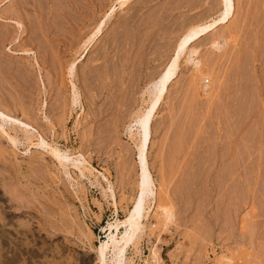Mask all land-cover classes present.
Here are the masks:
<instances>
[{
    "label": "rangeland",
    "instance_id": "1",
    "mask_svg": "<svg viewBox=\"0 0 264 264\" xmlns=\"http://www.w3.org/2000/svg\"><path fill=\"white\" fill-rule=\"evenodd\" d=\"M234 6L228 22L191 44L197 67L181 57L152 118L154 194L142 220L146 235L128 249L134 264H264V0ZM220 9V0H0V12H15L28 40L40 36L28 47L46 84L41 96L4 87L36 73L0 41V99L15 98L13 116L70 161L82 155L91 170L64 169L46 144L33 145L21 131H10L15 143L0 133V264L93 262L104 226L125 218L137 193L135 131L130 136L126 126L145 110L148 86L178 38ZM6 27L0 18V32Z\"/></svg>",
    "mask_w": 264,
    "mask_h": 264
},
{
    "label": "bare ground",
    "instance_id": "2",
    "mask_svg": "<svg viewBox=\"0 0 264 264\" xmlns=\"http://www.w3.org/2000/svg\"><path fill=\"white\" fill-rule=\"evenodd\" d=\"M6 1H9V0H6ZM119 1H120V5L122 6L128 0H119ZM220 3H221V9L219 10L216 16L211 17L207 22L195 24L189 27L178 38L177 43H176V49H175L173 56L171 57L170 62L166 65V67L164 68L159 78L148 86L147 93L149 95L148 97L149 100H148V104L145 110L141 109L140 112H137L135 116L133 117V120L126 126L125 130L129 133L130 136L133 135V132L135 131L134 132L135 139L134 141L133 140L132 141L135 144L136 159H137L136 160L137 170H138L137 172V186H138L137 193L133 200V204L128 210V213L125 216V218L123 219L115 218L113 221L107 222L106 225L104 226V229L106 231L105 239L101 240L98 243V245L94 247L95 257L93 261L95 260V263L97 264H134L132 259L127 256L128 249L130 247L135 248L138 242L140 241V238L143 236V234L146 235V223L143 222L142 220L145 217L147 210L151 208V205H152L151 198L153 197V194H154V180L150 173V170L148 167V161H147V149H148V142H149V137H150V126H151L152 118L156 110L160 106L162 100L164 99L169 83L173 80L178 70L181 57L185 55L186 56L185 58L188 63L190 62L191 64H193L194 67L198 66L199 61L196 60L194 57V54L195 52H197V50L194 48H191V44L197 41L202 36L209 33L210 31H212L218 25L224 24L232 18L234 14V10H235L234 0H220ZM0 18L8 22L9 28L6 27V30L3 29L4 31L0 32V41H2V43L4 44L5 43L9 44L6 48L7 52L11 55L22 56V59H26V61L29 62V66L32 68L33 74L34 72L36 73V77L31 76L30 75L31 72L30 73L26 72L27 74L23 76H13L14 81H12L11 79H10L11 81L9 79H6L4 83V87L10 88V90L11 88L14 89L16 87H19L22 90L31 91V92L36 90L38 91L40 96L43 95V93L46 90V84L44 82V77L42 73L43 67L38 60L37 52L33 48L28 47V44H31V42H33L31 39H35V36L37 39V37H40V36L36 34L34 35L33 38L31 37V39L28 40L26 38V34L28 32L27 28L23 24V22L17 17L15 12L14 14H11V13L3 14V12L2 13L0 12ZM107 19H108V16L104 17V19H102V21H100V23L97 24V27L95 28V30H93V33L91 32L92 34L87 37L86 39L87 42L84 41L85 43H88V45L92 43V41L99 34L100 30L102 29V25L104 24V22H106ZM84 46H87V45L85 44ZM72 63L70 64L68 75H70V78H71L69 83L72 84V92H71L72 93V105H73L72 107H74L75 105L79 104L80 96L78 92V87L75 81L73 80L76 65L75 63L74 64ZM27 71L29 70L27 69ZM6 98L0 99V119L3 121V125L0 124L1 136L3 135L2 132H4L3 136L7 137L12 143H15L17 141V138H16L17 136H15L16 134L12 135L10 131H14L15 133L17 131H21L22 133L26 135V138L28 139V141H30L33 145L41 146L43 143L46 144V146L49 149V152L52 154V156H54L58 160V162L64 169L68 168L69 164H71L72 167L77 168V170H79L81 174H83L84 171L91 172L89 168L84 166L83 162L85 159L82 155L79 154V158L75 157L74 159L70 161L67 158L66 152L61 151L57 147L54 148L50 144H48L44 140L43 136L38 132L37 130L38 128L36 129L32 123H30L26 119L13 116L12 113H10V111L12 110V108L15 109V111H17L16 110L17 108L15 107L16 101H14L15 98L14 100H10L11 98L10 99L9 98L6 99ZM20 108L19 110H21ZM40 110L42 109L40 108ZM21 111H23V109ZM5 126L7 127L5 128ZM34 137H36V142H32L33 140L32 138ZM108 190H109L110 197L113 198L114 195H113L111 184H109ZM105 192H107V190ZM107 194L108 193H106V195ZM148 202H150V204ZM168 216L169 215H167L166 217L168 218ZM157 247L154 246L151 248V251H150L151 253L150 258L152 260L151 262L156 263L160 260L159 252H158L159 248L157 249Z\"/></svg>",
    "mask_w": 264,
    "mask_h": 264
},
{
    "label": "built area",
    "instance_id": "3",
    "mask_svg": "<svg viewBox=\"0 0 264 264\" xmlns=\"http://www.w3.org/2000/svg\"><path fill=\"white\" fill-rule=\"evenodd\" d=\"M141 249H142V254H144L145 250H147V247L141 245ZM90 264H97V263H95V260H94V261H93L92 263H90Z\"/></svg>",
    "mask_w": 264,
    "mask_h": 264
}]
</instances>
